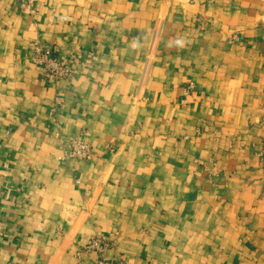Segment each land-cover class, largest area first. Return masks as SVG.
I'll return each instance as SVG.
<instances>
[{"label": "crops", "instance_id": "crops-1", "mask_svg": "<svg viewBox=\"0 0 264 264\" xmlns=\"http://www.w3.org/2000/svg\"><path fill=\"white\" fill-rule=\"evenodd\" d=\"M32 1L0 0V264H264V0Z\"/></svg>", "mask_w": 264, "mask_h": 264}, {"label": "built area", "instance_id": "built-area-1", "mask_svg": "<svg viewBox=\"0 0 264 264\" xmlns=\"http://www.w3.org/2000/svg\"><path fill=\"white\" fill-rule=\"evenodd\" d=\"M15 1L28 7H30L33 2L32 0ZM34 54L35 57L33 62L40 68L41 82L67 79L74 73L65 59L58 58L50 49L44 47L38 41L34 42ZM62 146L65 148L67 147L64 155L65 159L87 162L92 157L90 147L75 138L63 140ZM110 248L111 243L105 237L96 236L88 241L85 252H92L95 254L94 264H124L121 260H109L106 258L105 255Z\"/></svg>", "mask_w": 264, "mask_h": 264}]
</instances>
